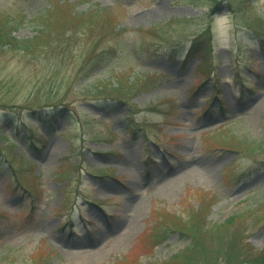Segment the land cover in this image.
Instances as JSON below:
<instances>
[{
	"label": "rangeland",
	"instance_id": "rangeland-1",
	"mask_svg": "<svg viewBox=\"0 0 264 264\" xmlns=\"http://www.w3.org/2000/svg\"><path fill=\"white\" fill-rule=\"evenodd\" d=\"M50 1L0 0V18L15 23L14 36L31 37ZM96 1L117 24L96 45L103 60L90 73L80 70L95 29L72 39L57 72L47 52L0 45V264L48 253L49 264L161 263L190 239L173 231L152 245L149 226L201 201L207 225L244 213L246 240L261 249L264 154L220 147L216 137L264 142V0L212 8L207 0H80L75 8ZM120 74L141 85L130 104L96 94V83L115 85ZM38 101L49 105L39 110ZM10 155L31 194L11 178Z\"/></svg>",
	"mask_w": 264,
	"mask_h": 264
},
{
	"label": "trees",
	"instance_id": "trees-1",
	"mask_svg": "<svg viewBox=\"0 0 264 264\" xmlns=\"http://www.w3.org/2000/svg\"><path fill=\"white\" fill-rule=\"evenodd\" d=\"M79 1L51 0L49 6L45 7L36 16L35 23L39 27V30L37 34L31 37L14 36L12 34L14 30L11 27L15 26V23L12 24L10 20H6L5 18L2 20L0 18V45L32 52L34 54H42L44 52L45 55L47 52L48 56L56 59L52 65L53 69L50 68V70H52L51 72H57L55 70H57L61 59H64L62 55H69L72 39L80 33L95 29L97 33V36L94 38L95 44L91 46L90 50L92 52L80 70L86 74L90 73L94 69V66L96 64L97 66L100 65L103 60V54L97 52L98 48L96 45L104 39L106 34H114L113 27L117 23L113 19L109 6L101 5L96 1L91 3L88 9L78 11L75 7ZM194 1L197 3V0ZM217 1L207 0L208 8H212L213 2ZM181 20L182 18H174V21ZM195 40L193 38L192 48ZM192 48L189 56L193 51ZM112 50L115 49L112 48ZM204 52L205 54L210 53V48H207V50L205 48ZM107 62L110 64L109 61ZM101 70H104V68ZM52 83L58 87L67 86L70 88V83L66 81L57 82L53 80ZM138 83L137 77L130 81L125 75L120 74L117 76L115 85L111 82L96 83V94L105 98V101H125L127 104H130L134 94L141 89V85ZM80 93L89 96L91 92L83 89ZM110 102L107 105H110ZM45 104L47 105V102L38 101L37 105L34 106L41 110L46 106ZM39 113L42 114L41 117L44 116L41 111ZM41 119L46 122V116ZM132 131L134 130L130 132ZM231 134H226L225 137H222V133L218 132L216 145L220 147H231L232 149L237 148V151L246 152L252 156L264 154V142L249 141L244 138L238 139ZM9 162L13 167L14 160L12 155L9 156ZM21 163H26L25 159H22ZM231 169V167H228V170ZM13 171H16L15 175L17 177H19L18 174L21 175V172L14 167ZM103 173L101 171L99 175H103ZM19 183L28 193L33 190L34 185L26 184L21 180ZM29 199L35 202L38 198L30 197ZM92 201L96 202L95 200ZM167 214L168 216L165 213L158 215L149 226L146 234L150 244L156 245L161 243L173 231H178L182 236L188 237L190 243L172 254L168 259L156 264H264V245L261 249L257 250L246 240L245 231L247 224H241V220L245 217L244 213H235L222 221L207 225V205L201 201L197 207L192 206L188 208L185 214ZM256 221H258V217L253 219L252 223ZM236 223H240L241 227H237ZM49 257V253L47 257L43 255L40 259H34L32 257L30 264H49Z\"/></svg>",
	"mask_w": 264,
	"mask_h": 264
}]
</instances>
